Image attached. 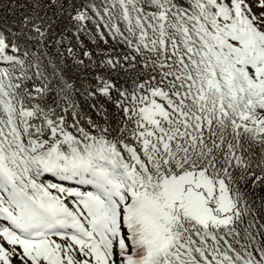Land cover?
<instances>
[{
    "label": "snow or ice",
    "instance_id": "obj_1",
    "mask_svg": "<svg viewBox=\"0 0 264 264\" xmlns=\"http://www.w3.org/2000/svg\"><path fill=\"white\" fill-rule=\"evenodd\" d=\"M13 259L264 264V0H0Z\"/></svg>",
    "mask_w": 264,
    "mask_h": 264
},
{
    "label": "rangeland",
    "instance_id": "obj_2",
    "mask_svg": "<svg viewBox=\"0 0 264 264\" xmlns=\"http://www.w3.org/2000/svg\"><path fill=\"white\" fill-rule=\"evenodd\" d=\"M254 10H255V11H259V9L255 8V6H254ZM12 262H13V264H19V261L16 260V259H13Z\"/></svg>",
    "mask_w": 264,
    "mask_h": 264
},
{
    "label": "trees",
    "instance_id": "obj_3",
    "mask_svg": "<svg viewBox=\"0 0 264 264\" xmlns=\"http://www.w3.org/2000/svg\"><path fill=\"white\" fill-rule=\"evenodd\" d=\"M12 264H13V262H12Z\"/></svg>",
    "mask_w": 264,
    "mask_h": 264
}]
</instances>
